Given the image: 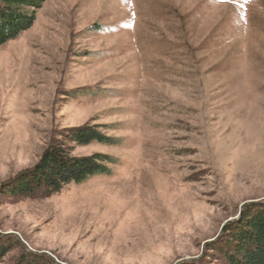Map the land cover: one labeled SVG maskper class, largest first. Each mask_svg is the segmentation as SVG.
Wrapping results in <instances>:
<instances>
[{
	"label": "rangeland",
	"instance_id": "rangeland-1",
	"mask_svg": "<svg viewBox=\"0 0 264 264\" xmlns=\"http://www.w3.org/2000/svg\"><path fill=\"white\" fill-rule=\"evenodd\" d=\"M100 126L116 146L72 148ZM116 158L46 197L52 147ZM264 208V0H46L0 46L6 264H229Z\"/></svg>",
	"mask_w": 264,
	"mask_h": 264
},
{
	"label": "trees",
	"instance_id": "trees-1",
	"mask_svg": "<svg viewBox=\"0 0 264 264\" xmlns=\"http://www.w3.org/2000/svg\"><path fill=\"white\" fill-rule=\"evenodd\" d=\"M46 0H0V46L16 40L28 31L37 19V12ZM100 126H87L71 131L76 147L92 144L116 146L119 140L106 136ZM52 146L42 156L39 166L25 176L17 185V192L33 194L40 192L49 197L72 184H82L97 175H110L118 161L110 155L96 153L91 156L75 157L71 149ZM236 244L226 254L229 264H264V208L250 218L236 235ZM14 245L9 240H0V264ZM17 264H55L49 258L45 261L18 262Z\"/></svg>",
	"mask_w": 264,
	"mask_h": 264
}]
</instances>
